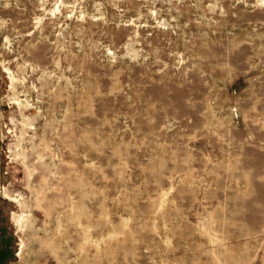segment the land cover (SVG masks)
I'll return each instance as SVG.
<instances>
[{
  "label": "rangeland",
  "instance_id": "obj_1",
  "mask_svg": "<svg viewBox=\"0 0 264 264\" xmlns=\"http://www.w3.org/2000/svg\"><path fill=\"white\" fill-rule=\"evenodd\" d=\"M0 264H264V0H0Z\"/></svg>",
  "mask_w": 264,
  "mask_h": 264
}]
</instances>
